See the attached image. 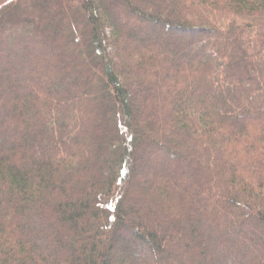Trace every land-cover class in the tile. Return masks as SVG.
I'll return each instance as SVG.
<instances>
[{"label":"trees","instance_id":"trees-1","mask_svg":"<svg viewBox=\"0 0 264 264\" xmlns=\"http://www.w3.org/2000/svg\"><path fill=\"white\" fill-rule=\"evenodd\" d=\"M0 264H264V0H0Z\"/></svg>","mask_w":264,"mask_h":264},{"label":"rangeland","instance_id":"rangeland-1","mask_svg":"<svg viewBox=\"0 0 264 264\" xmlns=\"http://www.w3.org/2000/svg\"><path fill=\"white\" fill-rule=\"evenodd\" d=\"M52 2H56V0H52ZM125 22V21H124ZM131 25H133V26H137L136 24H131ZM46 48L47 49H49V47L48 46H46ZM55 53V52H54ZM58 90V92H59V89H57ZM138 105V106H137ZM135 106L137 107V108H139L140 107V104H138V102H136V104H135ZM136 107H135V109H136ZM146 165V161H144V159H142V158H139L138 160H137V166L138 167H144ZM140 173H141V171H139V174H137L136 175V179L138 180V181H141V176H140ZM139 175V176H138ZM137 197H139V195H137Z\"/></svg>","mask_w":264,"mask_h":264}]
</instances>
